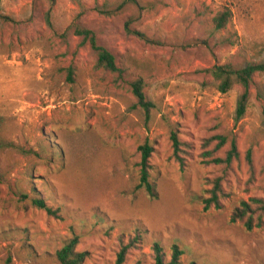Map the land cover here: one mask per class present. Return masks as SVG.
I'll return each instance as SVG.
<instances>
[{
	"label": "rangeland",
	"instance_id": "rangeland-1",
	"mask_svg": "<svg viewBox=\"0 0 264 264\" xmlns=\"http://www.w3.org/2000/svg\"><path fill=\"white\" fill-rule=\"evenodd\" d=\"M222 8L231 20L216 30ZM0 15V264H60L71 239L88 253L82 264H114L135 231L123 264H152L154 243L166 261L177 246L179 264H264V225L230 222L241 201L264 199V72L238 118L241 87L220 93L207 71L264 61V0H0ZM75 26L95 33L120 73L95 67ZM137 78L148 111L132 93ZM232 140L238 159L212 163ZM145 142L155 199L135 189ZM219 177L229 197L204 211Z\"/></svg>",
	"mask_w": 264,
	"mask_h": 264
},
{
	"label": "trees",
	"instance_id": "trees-1",
	"mask_svg": "<svg viewBox=\"0 0 264 264\" xmlns=\"http://www.w3.org/2000/svg\"><path fill=\"white\" fill-rule=\"evenodd\" d=\"M0 19L3 21L7 20V17L1 16ZM47 24H49L48 16L46 17ZM231 20V11L228 8H222L213 17L212 23L216 30H225L227 25ZM126 32L133 34L141 39H146L140 31H133L126 27ZM73 34L81 38V44H88L90 50L95 57V67L109 73H120L121 69L117 67L115 56L106 50L104 47L98 44L96 35L90 29L84 27H73ZM214 81L217 83V90L220 93H227L234 86H240L242 91L237 100L236 116L238 118L243 117L246 112L250 97V85L252 83L253 77L256 73L264 72V61L261 63H252L245 67L235 68L230 63L223 65H215L207 70ZM72 69H67V75L72 78ZM132 93L137 101V105L146 111H148L152 105L146 100L145 94L143 92V81L141 78L135 79L131 83ZM176 127L170 130V140L173 148V157L183 166L181 162L180 153L182 152V143L180 142L177 135ZM218 143L215 149L222 147L226 139L225 137L218 136ZM140 150V161H139V179L138 184L135 189L141 190L150 199H155L157 193L155 191V185L150 179L151 166L149 164V158L151 156L152 147L148 142H145L139 147ZM250 150L246 154V159L249 165H251ZM238 159V151L235 140L230 142V148L226 152L225 156L220 158H214L211 160L214 164L225 165L230 167L234 160ZM211 188L207 190L208 196L203 200V210L207 211L211 208L221 209L223 200L229 197L228 193L222 187L221 178H215L211 181ZM34 207L38 209L45 210L49 215L57 217L58 209H52L47 206L42 198L34 197L31 200ZM237 221H244L243 224L245 229L250 231L254 228H261L264 225V199L262 198H250L248 201H241L239 205L234 208L230 215V222L234 223ZM140 234L135 231L133 235L128 237V242L126 245L121 246L119 253L114 264H123L125 261L126 254L130 247L136 246L140 242ZM77 244V239H71L66 242L59 250L56 251L55 257L60 264H82L87 258V252H78L75 247ZM182 251L178 249L177 246L172 247V252L170 255V260L166 261L163 254L162 248L154 243L151 246V257L152 264H179L180 256ZM135 264H140L137 261ZM195 264V263H191Z\"/></svg>",
	"mask_w": 264,
	"mask_h": 264
}]
</instances>
